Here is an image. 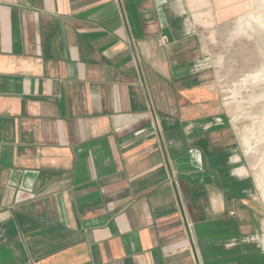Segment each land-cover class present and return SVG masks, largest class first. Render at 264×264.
<instances>
[{"label": "crops", "instance_id": "0c3cea01", "mask_svg": "<svg viewBox=\"0 0 264 264\" xmlns=\"http://www.w3.org/2000/svg\"><path fill=\"white\" fill-rule=\"evenodd\" d=\"M213 2L0 0V264H264Z\"/></svg>", "mask_w": 264, "mask_h": 264}, {"label": "rangeland", "instance_id": "374dc122", "mask_svg": "<svg viewBox=\"0 0 264 264\" xmlns=\"http://www.w3.org/2000/svg\"><path fill=\"white\" fill-rule=\"evenodd\" d=\"M212 25H195L221 107L264 209V0H214ZM194 32V30H191Z\"/></svg>", "mask_w": 264, "mask_h": 264}, {"label": "water", "instance_id": "95a60500", "mask_svg": "<svg viewBox=\"0 0 264 264\" xmlns=\"http://www.w3.org/2000/svg\"><path fill=\"white\" fill-rule=\"evenodd\" d=\"M163 35L166 37V39L169 41V42H171L172 41V36H171V33H170V31H169V28H164V30H163Z\"/></svg>", "mask_w": 264, "mask_h": 264}, {"label": "built area", "instance_id": "2783aa9c", "mask_svg": "<svg viewBox=\"0 0 264 264\" xmlns=\"http://www.w3.org/2000/svg\"><path fill=\"white\" fill-rule=\"evenodd\" d=\"M233 214V213H232Z\"/></svg>", "mask_w": 264, "mask_h": 264}]
</instances>
